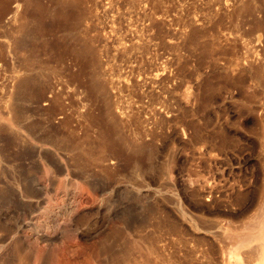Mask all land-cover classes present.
Masks as SVG:
<instances>
[{
  "label": "rangeland",
  "instance_id": "1",
  "mask_svg": "<svg viewBox=\"0 0 264 264\" xmlns=\"http://www.w3.org/2000/svg\"><path fill=\"white\" fill-rule=\"evenodd\" d=\"M0 264H264V0H0Z\"/></svg>",
  "mask_w": 264,
  "mask_h": 264
}]
</instances>
